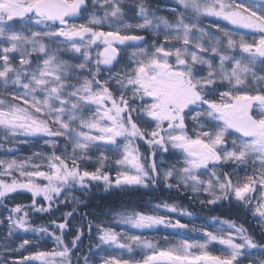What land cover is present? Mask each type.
Returning <instances> with one entry per match:
<instances>
[{"label": "snow or ice", "instance_id": "obj_1", "mask_svg": "<svg viewBox=\"0 0 264 264\" xmlns=\"http://www.w3.org/2000/svg\"><path fill=\"white\" fill-rule=\"evenodd\" d=\"M161 183L243 210L259 235L163 201L72 223L94 189ZM0 208V264H264V0H0Z\"/></svg>", "mask_w": 264, "mask_h": 264}, {"label": "trees", "instance_id": "obj_2", "mask_svg": "<svg viewBox=\"0 0 264 264\" xmlns=\"http://www.w3.org/2000/svg\"><path fill=\"white\" fill-rule=\"evenodd\" d=\"M35 146V147H34ZM36 145H33L32 148H29V145L24 144L19 146L18 154H27L31 153L34 150H37ZM94 195L90 197H86L89 200L88 207L85 208L83 206H79L78 213L75 215V218L72 220L73 224H80V216L85 212H91L93 216H95L98 220H108L110 216L116 214L118 211L132 210L135 208L139 211L150 212V206L155 205L160 202H167L170 204H177L181 208L186 209L189 212H192L195 218L193 220L199 221L203 223L205 220H210L211 217L216 216L222 220H233L237 224H243L244 227L249 229L250 231H254L257 235H259L260 229H258V225L255 219L250 215H246L243 210L232 207L227 202L221 205L214 206H202L194 196L183 193L176 188L167 189L161 183L156 190H141L140 192L133 193L131 195L124 193H111L105 194L103 189H94ZM75 196H81V193L74 192ZM15 195V194H14ZM30 194L16 196L15 202L17 203H30ZM77 207L71 201H69L68 206L65 207L63 204L60 205L59 211H53L50 214H41L39 217H34L39 224H45L48 222L50 218L61 217L62 212H67L72 210V208ZM115 210V211H112ZM103 213H109L108 216L103 215ZM6 214L4 208H0V216H4ZM103 218V219H102ZM91 219V217H89ZM183 222H188L184 217L181 218ZM83 223H87V221H83ZM158 233L162 234L163 232L158 231ZM59 234V233H57ZM93 237H95V232L93 231ZM71 239V235H67L65 237L66 242ZM47 242V241H46ZM92 241L88 236L87 227L84 228V235L82 237L81 249L84 252H87L89 244ZM53 243L47 242L44 246V250L48 249L52 246ZM28 254V253H24Z\"/></svg>", "mask_w": 264, "mask_h": 264}, {"label": "rangeland", "instance_id": "obj_3", "mask_svg": "<svg viewBox=\"0 0 264 264\" xmlns=\"http://www.w3.org/2000/svg\"><path fill=\"white\" fill-rule=\"evenodd\" d=\"M149 2H150V4L153 6V7H156V6H163V5H170L171 4V2H172V0H149ZM161 15H165V16H168V13L167 12H164V11H161V13H160ZM170 19H174V17H169ZM80 21H78V23H79ZM212 23H213V21H212V19L211 18H206V19H204L203 20V25L207 28V27H210L211 25H212ZM213 31L215 30V29H212ZM147 35V38L149 39V42H151V38H150V36L148 35V34H146ZM161 39H162V37H161ZM129 52H131V49H129ZM66 59H67V57H65ZM104 75H107V73H104ZM27 145H29V148H32V146L33 145H36L37 147V150H34L33 152H36V151H42V150H45V146L43 145V142L41 141V142H39L38 144H27ZM35 147V146H34ZM69 151H70V149H69ZM141 151H147V149L146 148H144V147H142L141 148ZM33 152H31V153H27V154H18V153H16V155L19 157V158H21V159H23V158H26V157H28V156H30V155H32V153ZM89 170H92L91 168L89 169ZM241 175H243V173H241ZM112 176H113V178L115 177V172L113 171V173H112ZM178 190V189H177ZM179 191H181V192H183V193H187V194H190V195H192V196H195V194H193L190 190H184V189H179ZM71 195H74L73 193H71L70 194V198H69V201H71ZM205 196H206V194H204V193H201L200 194V196L198 197V198H196V200L197 201H199V199H203V198H205ZM6 215V214H5ZM115 215V214H114ZM172 215H177V214H172ZM113 216V215H112ZM112 216H110V218L108 219V220H111V218H112ZM195 217V216H194ZM186 220H189V218L188 217H184ZM103 219V218H102ZM104 220V219H103ZM108 220H104V221H108ZM255 221H256V223H257V225H258V229H260L261 230V226H260V224H259V222H258V220H256L255 219ZM183 222V221H182ZM189 222V221H188ZM191 223H194V224H196V225H200V224H202L201 222H199V221H195V220H191ZM246 228V227H245ZM131 231V233L132 234H135V232H136V230H130ZM158 231H161V232H163L162 234H160V233H158ZM168 231H170V230H168ZM165 234H167V232H165L164 230H146L145 231V233H144V235L146 236V237H148V238H150V239H153V240H157V241H159L160 240V237L162 236V235H165ZM3 235H6V233H4V229L2 228V227H0V236H3ZM192 235H196V234H192ZM12 242H15V244H19V243H21L22 242V240H20V239H18V238H16V237H12L10 240H9V243H12ZM47 242H50V243H53L52 244V246L51 247H49L48 249H46V250H50L51 248H53L54 246H55V244H54V241H52V240H47ZM47 242L44 244V246L47 244ZM0 243H3V241H0ZM216 247H219L218 245L216 246ZM25 253H27V252H25ZM11 255H15L16 257H19V255H20V253H15V254H10V256ZM24 255H28V254H24ZM136 255H137V258H139V252H137L136 253Z\"/></svg>", "mask_w": 264, "mask_h": 264}, {"label": "flooded vegetation", "instance_id": "obj_4", "mask_svg": "<svg viewBox=\"0 0 264 264\" xmlns=\"http://www.w3.org/2000/svg\"><path fill=\"white\" fill-rule=\"evenodd\" d=\"M146 35V34H145ZM146 38H147V35H146Z\"/></svg>", "mask_w": 264, "mask_h": 264}]
</instances>
